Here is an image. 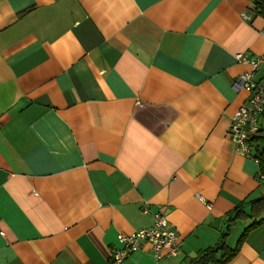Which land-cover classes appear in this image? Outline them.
Here are the masks:
<instances>
[{
  "label": "crops",
  "instance_id": "obj_1",
  "mask_svg": "<svg viewBox=\"0 0 264 264\" xmlns=\"http://www.w3.org/2000/svg\"><path fill=\"white\" fill-rule=\"evenodd\" d=\"M251 4L0 0V264H111L118 234L156 213L180 253L145 243L123 264H192L224 234L236 246L239 221L264 216L256 149L228 135L249 96L237 54L264 75ZM224 264H264V221Z\"/></svg>",
  "mask_w": 264,
  "mask_h": 264
},
{
  "label": "built area",
  "instance_id": "obj_2",
  "mask_svg": "<svg viewBox=\"0 0 264 264\" xmlns=\"http://www.w3.org/2000/svg\"><path fill=\"white\" fill-rule=\"evenodd\" d=\"M237 58L241 62L251 64V69L242 72L234 83L235 86L245 88L249 92V96H251V108L236 112L231 123L234 131L232 142L235 144L236 151L244 155L250 152V138L256 134L253 126V115L259 112L257 114L259 122V116L264 113V75L260 79L255 77L263 57L250 60L243 53H238ZM257 96H261L263 101L259 102L256 99ZM240 120L244 121V123L241 124ZM259 177L264 182V174L260 173ZM147 211L148 207L143 206V212ZM118 239L123 245L114 251L112 255L113 264H121L131 252L141 248L143 243L150 244L152 254L156 259L161 258L164 251L168 255H177L181 248V241L176 229L161 213L154 214V224L152 226L141 228L131 234H119Z\"/></svg>",
  "mask_w": 264,
  "mask_h": 264
},
{
  "label": "trees",
  "instance_id": "obj_3",
  "mask_svg": "<svg viewBox=\"0 0 264 264\" xmlns=\"http://www.w3.org/2000/svg\"><path fill=\"white\" fill-rule=\"evenodd\" d=\"M251 10L256 15H261L264 17V0H251ZM262 127V128H261ZM259 127L258 133L252 135L250 138V144L256 149V159L259 162V171L264 173V124ZM251 203V210L253 213L260 210L264 212V196L249 201ZM246 215V212L243 209L242 205H237L231 212L229 219L234 221L236 218ZM264 221V216L259 217L256 220H253L249 224L244 232L239 237L235 247H229L225 241L224 234L223 238L214 246L209 247L204 250L197 252L196 256L192 258V264H224L230 261L238 252L241 242L244 241V238L247 232L255 228L258 224ZM232 223V222H231Z\"/></svg>",
  "mask_w": 264,
  "mask_h": 264
},
{
  "label": "bare ground",
  "instance_id": "obj_4",
  "mask_svg": "<svg viewBox=\"0 0 264 264\" xmlns=\"http://www.w3.org/2000/svg\"><path fill=\"white\" fill-rule=\"evenodd\" d=\"M250 99H251V96H249L248 98H247V100L245 101V103L237 110V112H242L243 110H248V109H250L251 108V105H250ZM256 99L259 101V102H262L263 101V98L261 97V96H257L256 97ZM259 112H256L254 115H253V121H254V128H255V133L257 134L258 133V126H259V122H258V118H257V114H258ZM260 113H262V112H260ZM262 115V114H261ZM260 115V116H261ZM260 116H259V121H260ZM240 119H241V117H240ZM241 121V120H240ZM244 123V121L242 122L241 121V124H243ZM233 134H234V131H233V129H232V126H231V124H230V126H229V130H228V135H229V139L232 141V138H233ZM251 145V144H250ZM236 150V149H235ZM237 152V151H236ZM260 173H262V172H260L259 171V174ZM259 174H258V177H259ZM264 174V173H263ZM259 179H260V177H259ZM260 181H261V183L262 184H264V182L260 179ZM199 197V199H203V198H201V196L199 195L198 196ZM165 217V216H164ZM172 224V223H171ZM173 225V224H172ZM174 226V225H173ZM146 228V227H145ZM175 228V227H174ZM137 231V230H136ZM177 231V230H176ZM135 232V231H134ZM133 233V232H132ZM178 233V232H177ZM119 234H125V233H119ZM118 234V235H119ZM127 234H131V233H127ZM178 237H179V235H178ZM180 239V238H179ZM119 240V239H118ZM181 241V240H180ZM120 242V241H119ZM121 243V242H120ZM122 244V243H121ZM145 243H143V245H144ZM148 244V243H147ZM123 245V244H122ZM122 245H121V247H122ZM142 245V246H143ZM141 246V247H142ZM149 246H150V244H149ZM121 247H119V248H121ZM181 247H182V241H181ZM119 248H116L114 251H116L117 249H119ZM150 248H151V246H150ZM140 249V248H139ZM114 251L112 252V254H111V257H110V262H111V264H113V262H112V255H113V253H114ZM137 251V250H136ZM180 251H181V248H180ZM180 251H179V253H180ZM133 252H135V251H133ZM133 252H131L126 258H128ZM151 252H152V250H151ZM178 253V254H179ZM167 254V253H166ZM177 254V255H178ZM153 255V254H152ZM168 255V254H167ZM163 256V255H162ZM169 256H176V255H169ZM154 257V256H153ZM126 258L123 260V262L126 260ZM155 258V257H154ZM162 258V257H161ZM156 259V258H155ZM160 259V258H159ZM159 259H157V260H159ZM123 262L121 263V264H123Z\"/></svg>",
  "mask_w": 264,
  "mask_h": 264
},
{
  "label": "rangeland",
  "instance_id": "obj_5",
  "mask_svg": "<svg viewBox=\"0 0 264 264\" xmlns=\"http://www.w3.org/2000/svg\"><path fill=\"white\" fill-rule=\"evenodd\" d=\"M248 220L249 221L245 222V223L243 221H239V223H238V234L234 233V235H232V237H231L232 242H233V239H237L238 236H240V234L242 232H244L245 228L252 222V217H249Z\"/></svg>",
  "mask_w": 264,
  "mask_h": 264
}]
</instances>
